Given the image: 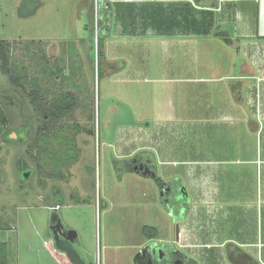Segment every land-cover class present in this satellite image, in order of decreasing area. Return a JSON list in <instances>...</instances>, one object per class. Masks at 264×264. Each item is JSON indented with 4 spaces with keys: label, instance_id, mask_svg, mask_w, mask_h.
Returning <instances> with one entry per match:
<instances>
[{
    "label": "crops",
    "instance_id": "0c3cea01",
    "mask_svg": "<svg viewBox=\"0 0 264 264\" xmlns=\"http://www.w3.org/2000/svg\"><path fill=\"white\" fill-rule=\"evenodd\" d=\"M102 2L109 10L110 17L104 24L102 52L103 62L106 63L102 66L101 75L107 81L106 85L113 83V86L119 88L120 93L115 95L114 101L129 108L128 124L120 125L115 131L117 137L127 136L126 140L115 141V145L111 143L108 148L116 160L127 162L126 171L134 175L135 181H143L147 191L143 197L145 202H149L140 215L139 236L132 239L134 241L130 248L134 252L130 259L121 262L113 256L110 257V264H264V114L260 110L263 101L260 89L259 95L249 96V87L252 85L247 81L237 83L238 91H233L232 97L223 99L221 103L220 99L218 103L213 102L219 108H214L210 99L211 104L207 99L205 104L208 107L199 113L202 116L191 120L182 117L180 109L174 104L179 92L175 83L199 84L206 81L198 77V65L190 64L184 58L175 59L188 56L189 49L199 54V45L208 52L211 49L214 51L218 40L225 53L240 59L237 65L238 78H256L255 67L249 66L243 49L249 43L264 42V0ZM251 17L254 20L258 18L255 26ZM233 40L234 45L231 44ZM75 42L67 48L65 59L69 55L71 60H75L71 61L70 70L76 82L65 87L76 96L75 91L80 90L84 94L87 87L91 88L87 75L91 64L86 62L81 45ZM149 58L152 75L143 77L144 83L149 84L145 92L141 86H137L142 69L136 63L143 62V59L148 61ZM63 64L66 69V60ZM231 66L233 70L235 65ZM139 97L145 101L144 107L139 106ZM20 102L23 113H17L22 116L27 114V109L25 103ZM40 103L37 101V111L31 106L36 116ZM6 104L0 99V105L9 118L11 105ZM249 105L255 106V112L249 113ZM103 111L105 120H110L111 115L115 119L114 114L118 113V110L112 113L105 108ZM45 117L46 112L43 114ZM249 119L258 121L256 126H251ZM186 120L190 122L186 123ZM241 122L245 124L242 126ZM109 133H113L111 128ZM109 133L105 136L108 137ZM232 136L241 139L235 146H228L226 140ZM249 136L254 138V146L248 144ZM1 144L5 143H0V150ZM76 146L80 153L68 168L70 183L74 193L78 194L75 199L70 197L67 178L41 174L33 161L32 168L36 175L34 185L39 192L36 196L41 201L36 205L54 212L46 235H41L43 232L31 212L30 203H25L27 194L21 193L13 198L21 203L11 207L7 194L0 193V204L5 199L9 201L0 205V243L4 247L1 253L5 255L3 264H18L21 247L19 241L23 237L18 226L21 227L24 222L30 225L26 232L28 239L24 243L28 253L34 254L31 241L36 237L42 241L41 247L55 264H81L72 247L59 243L56 238L64 236L59 227H53L57 222L56 212L61 209L43 194L55 189L68 202L77 205L85 203L81 188L74 184L75 179L78 180L74 168L79 164L81 155L80 146ZM6 160H0L1 175H8L6 168L9 160ZM65 165L61 166V171L66 170ZM233 166V178H230L227 169ZM253 172L255 180L249 178L253 177ZM177 179L183 183L182 193L188 204L178 221L171 216L166 202L167 189ZM253 184H256L255 188ZM11 208V214L6 215V210ZM29 210L31 214H21ZM253 212L257 218L256 229L248 225L247 221ZM241 215L243 224L233 231L229 223ZM146 227L155 230L156 234L149 231L151 237H147L144 233ZM72 237L77 238L75 232ZM39 254L40 251H37L38 257Z\"/></svg>",
    "mask_w": 264,
    "mask_h": 264
},
{
    "label": "rangeland",
    "instance_id": "374dc122",
    "mask_svg": "<svg viewBox=\"0 0 264 264\" xmlns=\"http://www.w3.org/2000/svg\"><path fill=\"white\" fill-rule=\"evenodd\" d=\"M100 1L0 0V40L9 43L10 69L9 76L1 74L0 70V87H2L0 99L5 101L6 105H11V108L9 106L11 109L9 110V125L0 136V143H5L1 144L0 160H9L6 168L8 175H1L0 171V193L7 194L6 198L10 201L11 207L21 203L13 198H17L21 193L27 194L25 203H30L31 212L33 211L36 223L43 232L41 235H46L54 212L36 205L41 201L36 196L39 192L35 189L37 188L34 185L36 175L32 167L33 161L37 157L38 137H46L49 143L48 153L53 158L63 152L66 147V143L62 139H58L60 132H65L75 138V142L69 146L72 148L78 144L81 155L79 164L74 168L75 174H78V180L75 179L74 184H78L77 186L81 188L85 203L79 205L70 201L69 203L68 199L63 198L55 189H50L43 194L52 204L61 209L56 212L57 222L53 227H59L64 236L56 238L59 243H65L72 247L81 264H97V262L110 264V257L113 256L123 262L129 260L134 252L130 248L134 241L132 239L139 236L140 215L149 204L143 197L144 193H147L143 181H135L134 175L126 171L125 164L127 162L121 159L116 160L111 149L108 148V146L111 147V143L115 145V141L117 143L121 139L126 140L127 136L117 137L115 131L120 125L128 124L129 108L118 104L117 100L114 101L115 95L120 93L119 88L113 86V83L106 85L107 81L102 78V66L106 62H103V56L98 57L97 36L102 37L100 30L95 29V35L92 36L87 33L85 27L84 30L82 29L83 24L87 23V12L90 5H94L95 19L99 18L98 4ZM257 19L254 20L251 17L253 26L258 22ZM38 38L45 39V41L40 42ZM74 41H76L75 44L81 45V52L86 56V62L91 64L90 73L87 74L88 81H91V88L87 87L84 94L80 90L75 91L77 95L75 96L73 93L75 105L72 111L66 115L56 116L52 108L63 103L65 95L69 93L65 86L76 82L74 73L70 70L71 61L75 60L74 58L71 60L69 55L65 59L66 50ZM234 43L233 40L231 44L234 45ZM215 45L214 51L211 49L208 52L201 47L202 45H199V54L191 49L188 51L186 49L188 56L175 58L177 60L184 58V61L198 65L200 67L198 77L206 80L199 84L197 82L194 84L191 82L175 83L176 90L179 92L177 93L178 97L174 99V104L180 109L179 114L189 120L202 116L199 113L204 112L205 107H208L205 104L207 99L209 103L211 101L212 104H210L214 108H219L213 102L218 103V99H220L221 103L223 99L232 97L233 91H238L237 83L241 84L246 81L252 85L249 87V96L259 95L260 89L263 99L260 110L264 114V42L249 43L243 49L249 66L255 67L257 72L255 79L238 78L237 65L240 59L225 53L218 40ZM76 50H79L78 47ZM226 50L229 53V50ZM57 53L59 56L55 57ZM65 60L67 70L63 64ZM150 60V58L148 61L143 59V62L136 63V66L142 69L137 86H141L145 92H147L149 84L144 83L143 79L145 78L143 77L152 75ZM159 60L157 59V61ZM231 65H235L233 70ZM98 74L100 75L98 76ZM10 78L15 79L16 85L10 81ZM18 86L22 87V90ZM24 91L36 94L37 101L41 102L38 116L33 114ZM146 97L148 98L147 95ZM135 98L138 99L136 96ZM187 99L188 101H186ZM233 99L235 100V98ZM20 100L25 103L27 109L25 110L27 114L24 113L22 116L17 113V111L23 113ZM139 100V106L144 107L145 101H142L141 97ZM199 103L201 105L197 107ZM254 107L249 105V113L255 112ZM104 108L112 113L118 110V113L114 114L115 119H112L113 115H111L110 120H105ZM44 112L47 114L45 118H43ZM119 117L123 119H117ZM189 120L185 122L189 123ZM262 121L264 123V120ZM256 122L258 121L254 119L248 120L251 126H256ZM244 124L245 122H241L242 126ZM63 127L68 129H61ZM110 128L113 133H109ZM88 130L92 131V135L86 133ZM75 131H78L77 134L73 133ZM106 133H109L110 136L106 137ZM262 135L264 142V134ZM240 139L239 136H232L228 137L226 142L228 146H235ZM248 144L254 146V138L249 136ZM72 162L73 158L67 160L66 164L70 165ZM233 168L235 169V166L230 170L227 169L230 178H233L234 171L231 170ZM67 170L61 172L63 178H67L66 185L71 192V199H75L78 194L74 193ZM46 172L47 170H45ZM249 178L255 180L254 172L253 177ZM252 186L255 188L256 184ZM252 186L248 185V188L252 189ZM41 189L43 188L41 187ZM180 197H184L183 193ZM7 199L1 204L9 203ZM12 209H7L6 215L11 214ZM26 212L31 214L30 210L21 212V214L24 215ZM247 221L248 225L251 224L256 229L257 218L254 212L249 214ZM242 224L241 215L233 218L229 226L235 231ZM29 227L27 222L21 224V227L18 226L20 234L23 236L19 241L21 247L18 264H55L41 247L42 241L36 237L31 241L34 254L25 250L24 243L25 239H28L26 232ZM74 232L77 238L72 237ZM37 251H40L39 257Z\"/></svg>",
    "mask_w": 264,
    "mask_h": 264
},
{
    "label": "trees",
    "instance_id": "16d2710c",
    "mask_svg": "<svg viewBox=\"0 0 264 264\" xmlns=\"http://www.w3.org/2000/svg\"><path fill=\"white\" fill-rule=\"evenodd\" d=\"M102 1L103 0H101L100 3L98 4L99 18H97V20L95 19L94 5H90L89 10L87 12V23L84 26L87 33H89L92 36L95 35V29H97L98 31L100 30V34L102 37L97 36L98 57L103 56V52L100 50L102 49L104 45V40H103L104 24L108 22V19L110 17V12L109 10L106 9L105 4ZM8 50H9V43L6 41L0 40V69H1V72L7 76H9L10 74ZM99 75L100 74H98V76ZM10 81L16 85L15 79L10 78ZM18 87L22 90V87L20 86ZM24 93L26 94L32 108L35 111H37L36 94L26 93L25 91ZM62 102L63 103L56 105L52 108L55 111L56 116L60 114L66 115L72 111L75 105L74 95L71 93H67L64 97V101ZM9 122L10 120L8 116L5 114V112L2 109V106L0 105V135L2 134L4 129L9 125ZM61 129L66 130L68 128L63 127ZM76 132L78 131H75L73 133H76ZM86 133L88 135H92L91 130H88ZM58 139H62L66 143L65 144L66 147L63 152L57 154L53 158L48 153L49 143L46 137L44 136L38 137V144H37L38 148L36 151L37 157L35 158V162L37 166L39 167L41 174L44 172L43 174H45L48 177L63 178V173L61 172V166L65 165L66 161L71 158H73V161H76L75 158L79 155L80 150L79 148H77L76 144H75V147H72V148L69 146L70 144H73L75 142V138H72L70 135L66 134L65 132H60ZM67 146L69 147L67 148ZM68 165L69 164H66L65 165L66 168L64 167V169L67 170ZM45 170H47L46 173H45ZM182 189H183V183L180 180H176L174 183H172L168 187L167 192H166L167 206L170 209L171 216L175 218L177 221L181 219L182 212L188 208L186 197H180V195L182 194ZM149 231L155 232V230H153L152 228H148V227L144 228V233L147 237H151V235L149 234ZM3 249H4L3 244L0 243V264H3L5 262V260H3L5 258V255L4 253L3 254L1 253V250Z\"/></svg>",
    "mask_w": 264,
    "mask_h": 264
},
{
    "label": "built area",
    "instance_id": "2783aa9c",
    "mask_svg": "<svg viewBox=\"0 0 264 264\" xmlns=\"http://www.w3.org/2000/svg\"><path fill=\"white\" fill-rule=\"evenodd\" d=\"M58 209V208H57ZM97 264H99V262H97Z\"/></svg>",
    "mask_w": 264,
    "mask_h": 264
}]
</instances>
